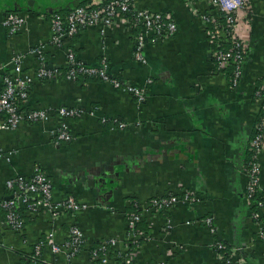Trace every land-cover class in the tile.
Segmentation results:
<instances>
[{
    "label": "crops",
    "instance_id": "crops-1",
    "mask_svg": "<svg viewBox=\"0 0 264 264\" xmlns=\"http://www.w3.org/2000/svg\"><path fill=\"white\" fill-rule=\"evenodd\" d=\"M86 1L0 0V22L10 13L26 19L14 34L0 24V92L3 76L16 75L15 57H21V76L37 73L41 62L32 51L42 47L43 66L60 75L34 79L20 110L81 112L66 120L72 136L67 143L54 141L56 119L0 129V264H32L39 242L52 233L62 244L71 226L84 235L79 255L68 260L43 247L36 264H93L92 247L110 238L125 241L129 208L185 193L199 202L180 201L166 213L144 217L141 228L149 239L132 249L131 264H217L214 239L239 249L247 264H264V240L244 197L249 142L260 114L253 94L264 87V0H251L244 17L248 52L235 90L216 69L205 27L182 0H133L139 8L169 15L177 29L170 39L146 44L145 63L134 59V35L121 27L85 28L53 44L51 15ZM199 1L204 9V0ZM69 53L90 67L105 61L109 74L124 85L144 87L145 101L137 103L127 92L94 79L67 80ZM121 123L127 127L119 128ZM260 166L258 197L264 200V150ZM35 169L51 181L54 201L72 198L87 209L54 221L46 213H24V228L16 232L1 207L10 198L5 182L30 177ZM259 212L264 225V206ZM206 216L213 218L215 236L202 225ZM123 250L131 249L124 243ZM113 253L110 264H122Z\"/></svg>",
    "mask_w": 264,
    "mask_h": 264
},
{
    "label": "built area",
    "instance_id": "built-area-1",
    "mask_svg": "<svg viewBox=\"0 0 264 264\" xmlns=\"http://www.w3.org/2000/svg\"><path fill=\"white\" fill-rule=\"evenodd\" d=\"M193 12L200 23L205 27L209 39L216 42L217 46L212 50L213 60L217 71L226 74L230 70L228 84L231 90H235L242 77L243 66L248 52V36L245 16L251 10V0H204L206 7L200 9L199 0H182ZM52 43L59 46L63 40L70 39L85 28L100 27L108 29L121 27L127 33L134 35L135 49L134 59L145 63L144 48L148 42H160L170 39L176 32V25L167 14L153 12L139 8L133 0H88L84 5L75 7L66 14L55 13L51 15ZM26 19L21 14H7L0 22L1 26L8 29L11 34L16 33L25 24ZM227 45V48H220ZM32 51L39 56L41 67L33 77L20 75L21 57L12 59L16 75L14 77L3 76V88L0 92V116L2 121L0 129L4 131L15 130L21 123L40 124L57 120V129L53 133L56 143H67L72 140L66 124L67 119L79 117L81 112L74 108L60 107L55 110L35 109L29 111L20 110V103L27 99L30 85L34 79L47 80L60 75L57 70H49L43 66L41 49ZM68 69L65 78L69 81L94 79L111 85L115 89H121L133 96L137 103L145 101V88L124 85L119 78L108 72V65L102 61L98 67L86 66L78 62L72 54L67 55ZM3 68L0 67V74ZM150 82V81H148ZM253 97L260 104V114L253 129V136L249 142L250 159L245 168L244 197L249 206H254L252 214L257 224V234L264 240V225L261 222L260 210L264 206V200L258 196L259 180L261 173L260 155L264 150V87L259 86L254 90ZM127 127L119 124V128ZM0 149V155L1 153ZM6 190L10 198L1 205L5 211V222L14 231L20 232L24 228V213H46L51 221L60 218L64 214L75 215L87 209L85 204L77 203L68 198L63 201H54L52 196V183L39 169H35L30 177L17 175L5 182ZM196 203L199 198L185 193L181 197L167 194L153 198L147 207L140 209L134 207L137 212L127 215L126 240L132 242L149 237L135 232V227L142 222L144 217L154 213H166L176 203ZM202 225L211 236H215L216 228L213 218L206 216ZM169 228V221L163 229ZM110 238L99 242L98 246L88 254L93 264H110L109 257L113 253L122 264L133 262V253L123 250L124 243ZM120 244L122 248H120ZM47 247L53 254H63L68 260L79 255L85 247V239L82 231L71 226L65 242L58 244L54 235L49 233L45 240L34 247L33 263L40 254L41 248ZM211 248L217 264H247L239 254V249L227 248L222 241L214 239Z\"/></svg>",
    "mask_w": 264,
    "mask_h": 264
},
{
    "label": "trees",
    "instance_id": "trees-1",
    "mask_svg": "<svg viewBox=\"0 0 264 264\" xmlns=\"http://www.w3.org/2000/svg\"><path fill=\"white\" fill-rule=\"evenodd\" d=\"M85 3H86V2H85ZM85 3H83L82 5H84ZM66 13H67V12H65V13H58V14L64 15V14H66ZM209 42H210V47L212 48V50L215 49L216 46H217L216 42L213 41L212 39H209ZM221 46H222V47H220V48H224V49L227 48V45H221ZM226 75H227L228 77L230 76V70H229V69L226 70ZM97 81H98V80H97ZM249 159H250V154L248 153V154H247V163H248ZM251 207L254 209V206H253V205H251ZM129 209H130V210H129ZM129 209H128V214H129V213H132V212H137V210H136L133 206H132L131 208H129ZM143 230H144V229L141 228V222L138 223V224L136 225V227H135V232H137V233H141L144 237H148V235H147V234L145 233V231H143ZM142 242H144L143 239H140V240L135 241V242H132L131 240H126L125 243H126L127 247H130V249H131L130 251L128 250V252H131L132 249L139 247V246L141 245ZM98 245H99V244H97L96 246L92 247V249H90L89 251L95 249ZM227 248H228V246H227Z\"/></svg>",
    "mask_w": 264,
    "mask_h": 264
}]
</instances>
